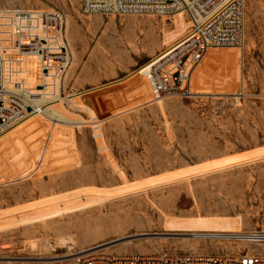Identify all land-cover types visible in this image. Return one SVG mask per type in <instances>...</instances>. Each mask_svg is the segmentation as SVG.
Listing matches in <instances>:
<instances>
[{
  "label": "rangeland",
  "instance_id": "1",
  "mask_svg": "<svg viewBox=\"0 0 264 264\" xmlns=\"http://www.w3.org/2000/svg\"><path fill=\"white\" fill-rule=\"evenodd\" d=\"M2 7L59 11L70 55L55 102L0 133L5 260L74 264L93 246L264 252L182 235L264 230V0H243L241 45L205 51L191 96L161 100L137 69L186 33L185 13L85 15L79 0ZM27 62L38 75L37 59Z\"/></svg>",
  "mask_w": 264,
  "mask_h": 264
},
{
  "label": "built area",
  "instance_id": "2",
  "mask_svg": "<svg viewBox=\"0 0 264 264\" xmlns=\"http://www.w3.org/2000/svg\"><path fill=\"white\" fill-rule=\"evenodd\" d=\"M79 9L85 15L186 14V33L149 61L146 79L155 97L191 96L192 72L204 52L211 47H239L242 42L243 0H79ZM28 57L37 59L38 75L28 69ZM69 62L59 11L0 8V133L18 121L44 114L59 97ZM206 234L212 236L200 240L264 245V230ZM4 258L0 254V264H61ZM74 259V264H264V252L247 247L204 254H121L95 249Z\"/></svg>",
  "mask_w": 264,
  "mask_h": 264
},
{
  "label": "bare ground",
  "instance_id": "3",
  "mask_svg": "<svg viewBox=\"0 0 264 264\" xmlns=\"http://www.w3.org/2000/svg\"><path fill=\"white\" fill-rule=\"evenodd\" d=\"M178 13H181L182 14V16H185L184 15V13L183 12H178ZM178 13H176V14H178ZM176 14H174V15H176ZM178 20H179V18H177ZM187 21V24L189 23L188 22V20H186ZM234 48V47H233ZM205 53V52H204ZM203 56V55H202ZM33 58H35V57H33ZM148 69H149V62H147L146 64H144V65H142L141 67H139L137 70H138V72H141V76H145V78H146V75H147V72H148ZM147 80V79H146ZM147 83H148V87H149V90H150V95L152 96V99H155V100H161V97H155V96H153L152 95V92H151V88H150V85H149V82H148V80H147ZM211 231H219V230H211ZM224 231V230H223ZM233 231V230H232ZM209 233L210 232V230L209 231H197V232H194V233H189V234H185V233H183L182 235H184V236H186L187 237V235H190L191 237H194V238H197V239H204V238H206V237H211L212 235H209V234H206V233ZM185 237V238H186ZM99 246H93V247H91V248H88V249H84V250H82V251H87V250H91V249H97ZM81 251V252H82ZM5 259V258H4Z\"/></svg>",
  "mask_w": 264,
  "mask_h": 264
},
{
  "label": "crops",
  "instance_id": "4",
  "mask_svg": "<svg viewBox=\"0 0 264 264\" xmlns=\"http://www.w3.org/2000/svg\"><path fill=\"white\" fill-rule=\"evenodd\" d=\"M119 87H120L119 84L114 85L113 87H111L110 92H111V91H114V90H117ZM86 94H87V93H81V94H80L81 97H82V99H86V98H88V97H85Z\"/></svg>",
  "mask_w": 264,
  "mask_h": 264
}]
</instances>
